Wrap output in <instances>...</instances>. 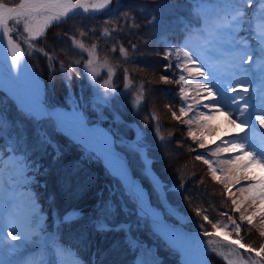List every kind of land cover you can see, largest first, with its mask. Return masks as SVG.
Listing matches in <instances>:
<instances>
[{"label":"trees","instance_id":"1","mask_svg":"<svg viewBox=\"0 0 264 264\" xmlns=\"http://www.w3.org/2000/svg\"><path fill=\"white\" fill-rule=\"evenodd\" d=\"M198 12L196 0H124L114 12L94 18L74 17L68 19L66 24L50 28L47 39L66 63L75 68L81 62V55L73 47L70 37L87 47L95 45L98 58L110 64L114 70L113 83L116 87L121 88L124 85L125 70L135 86L143 85V100L138 111H133L130 94L122 95L119 100L113 99L114 112L120 115L118 124L122 134L134 136L136 131L133 124L141 128L145 134L143 137L146 145L145 154L126 150L134 172L142 178L153 201H156L159 189L154 185L152 174L146 171L151 169L162 183L169 202L178 211L190 217L185 225L191 229H202L203 225V229H206L211 226V222L203 220L205 215L203 211L210 220L222 213L236 218L237 213L233 211V204L223 187L211 177L207 165L196 159L200 148L188 135L187 125L181 119L173 118V112L177 116L180 115L181 102L177 95L180 86L175 83L165 84L160 79L162 76L172 80L177 78L174 65L169 71L164 70V66L168 64V61L163 59L166 38H169L168 40L174 37L182 38L188 31L189 24L197 18ZM105 31L108 35H104ZM81 32H84L83 36ZM121 47L128 52L127 60L120 54ZM0 111L8 114L7 116L14 121L20 123V119L22 120L20 126L27 131L28 144L35 145V131L42 130L50 133L59 146L61 156L58 160L53 159L52 148H48L46 152L35 150V154L43 160L46 168L43 179L59 206L67 208L77 202L91 206L96 203L98 193L103 188L99 208L87 217L68 224L72 229L64 236L62 233L66 230V224L62 225L59 229L61 240L68 242L74 240L76 244L84 247L97 239L103 243L98 263L107 260L106 264H135L136 251L128 246V242L126 243L124 229L120 226L130 223L136 229L132 231L134 236L149 242L157 241L166 264H178L177 259H171L170 252L173 254L174 252L164 244L158 243L146 222L139 218L134 210L127 211L117 193H109L108 188L104 186L109 177L99 161L88 160L83 156V151L56 132L51 123L45 124L46 128L43 129V122L25 120L1 94ZM158 136L163 137V140L158 139ZM116 137L118 139L120 135L116 133ZM117 143L122 147L119 142ZM119 191L125 196L120 187ZM197 209L201 212L200 216L196 215ZM166 215L176 221L167 210ZM98 220H106L110 228L116 224L119 227L112 231L98 232L96 230ZM238 221L241 223L242 238L252 247L260 246L263 237L256 233L254 235V229L247 221ZM108 237L110 242H106Z\"/></svg>","mask_w":264,"mask_h":264},{"label":"snow or ice","instance_id":"2","mask_svg":"<svg viewBox=\"0 0 264 264\" xmlns=\"http://www.w3.org/2000/svg\"><path fill=\"white\" fill-rule=\"evenodd\" d=\"M112 3V0H18L17 3L9 4L0 0V44L7 40V47L5 49V56L10 57V64L12 69H19L24 64V54L22 53L19 44L14 43L10 33L12 32L11 25L22 26L23 33L27 34L25 43L29 48L33 47L31 41H35L38 38L46 37V31L54 24L59 25L62 22H66L69 18H74L83 14L87 16L91 13L102 12L107 9ZM257 7V15L252 17L249 21L248 13L246 9L252 8L253 5ZM209 7L203 0H199L197 3V9L202 10ZM215 19L218 21L217 27L210 35H205L199 28L195 30L187 31L186 42L179 46H169L163 54V59L168 61V64L164 66L165 71L172 69L173 64L170 57H174L176 60L175 68L178 70L177 78L172 80L167 76H162L160 79L163 83H175L179 85V91L177 95L181 102L179 108L180 116H187L189 112L193 111L194 105L189 103V89L188 85L195 87L196 95L200 96L203 92L207 93L208 97L214 101V103L202 104L201 109H209V113H205L203 110L198 109L194 116L189 117L184 123L191 125L197 123L200 130L207 128V125L201 123V121H207L214 118L221 109L229 117L235 116V119H229V124L233 126V130L240 129L241 132L244 128H248L251 131L245 135L237 133L233 138L224 140L215 149L206 153L208 156L218 155L221 151L239 153L224 159L222 161H210L205 159L204 155H197V160H203L208 165L212 172V178L218 179V168L213 167V163L225 164L229 166L228 170L219 168V172L225 177L223 181L225 189H229V184L239 183V173H244V179L256 180L252 173L253 168H258L261 173H264V134H260L257 138L258 124L260 128H264V47H261V55L256 58L250 53L248 44L246 41L239 39L236 33L243 28L246 23H251V30L259 37L261 44H264V0H223L221 4L211 6ZM199 14V13H198ZM94 18V17H93ZM81 36L84 32L80 33ZM104 35H108L107 31ZM201 37V45L199 48L192 46L191 41L194 37ZM72 44L74 47L79 48L81 53L87 52L88 61L84 64V68L91 79L95 82V77L99 74L93 67L95 61L96 46L93 45L91 49H86L84 44L75 38H72ZM135 48V46H133ZM43 51V50H41ZM115 51V49H113ZM181 53L183 59L181 60ZM47 55V53H43ZM121 56L127 60L128 52L123 47L120 48ZM51 59V57H49ZM227 61V67L235 69L225 73L230 79H222V74L218 72L217 65L219 61ZM257 63V70L259 72L260 87L256 96H252L249 93V84L251 80L248 79V72L251 69H244L241 67L244 63ZM78 63V62H77ZM63 67V65H61ZM114 70L108 69V80L101 86L104 90V96L101 98L104 103H110L108 99V93L116 94V89L112 85V77ZM202 78V79H201ZM131 87L127 70L124 75V89L125 92ZM239 87V91H238ZM143 100V85L140 86L139 93L135 97L133 102V111H138ZM215 109V112L212 110ZM24 119L29 118L36 119L40 113H28L24 114ZM173 118L179 120L180 117L173 112ZM55 119L57 125L61 128L68 126L78 127L85 131L92 132L93 135H100L96 130H87L84 128L83 117L78 113L73 112L71 116L66 114L56 113ZM155 119V116H153ZM237 121H239L237 123ZM5 117L0 115V130L3 129ZM55 130V129H54ZM158 135V126H157ZM188 135L195 141L197 139L192 128H189ZM36 143L34 147L38 151L46 152L48 148H52L54 151V160H58L61 156L59 146L55 143L50 133L42 130L35 131ZM161 141L163 137L158 136ZM200 148H204L203 142L199 144ZM15 151V149H13ZM24 159H31L25 157ZM16 156L9 158L8 164L12 172L17 174V179L13 180V184L17 182H24L29 179L25 175L30 170L31 165H28ZM0 164H3V160L0 159ZM235 172L233 175H229L230 172ZM3 168H0V176L3 175ZM12 179L10 175V180ZM3 188L0 187V191ZM258 190V191H257ZM238 191L242 194L245 200H251L255 205L257 199L264 202V177H261L258 182L248 184L246 187H241ZM136 194L142 205L143 209H146L145 214L151 213L153 216L156 214L152 212L151 205L145 202V193L136 188ZM248 194V195H245ZM14 195H9V204L7 207H0V233L6 231V238H10L11 241H29L32 237H39L42 229L39 228L40 214L36 212L35 205L32 206L30 214L25 215L24 218L17 223L16 217L12 214L9 215L7 221L4 220L2 212H7L14 205ZM234 205L233 211H240V204L236 199L232 200ZM106 214L108 209H105ZM196 215L200 216L199 209L196 211ZM221 215H224L223 213ZM76 218V213H69L63 218V222L70 223ZM240 219L247 220L248 224H252V217L241 213ZM205 222H209L207 215L203 216ZM229 220L234 225L233 231L236 233L237 239L231 242L228 246V254L220 251L217 247H211L213 244L220 245V241H207L211 251L217 252L222 256L227 264H264V244L260 245L258 249L252 248L250 245L245 246L241 243V225L237 224L229 216ZM123 227V226H121ZM212 227L217 228V223H213ZM203 229V225H201ZM12 229V230H7ZM96 230L98 232H106L115 230V227H109L106 220H98L96 223ZM204 236H211L212 233L202 231L200 233ZM259 235L264 237V217L261 219V228L259 229ZM238 248L245 249L248 253H255V256L259 259H254L251 256L246 260ZM70 255L65 249L57 248L56 259L54 260H39V261H25L21 264H80V261L74 256L70 261L64 259L65 256ZM189 264V262H187ZM201 264H210V261H203Z\"/></svg>","mask_w":264,"mask_h":264},{"label":"rangeland","instance_id":"3","mask_svg":"<svg viewBox=\"0 0 264 264\" xmlns=\"http://www.w3.org/2000/svg\"><path fill=\"white\" fill-rule=\"evenodd\" d=\"M120 0L117 1V3L115 5H113V8H115L118 4ZM203 2L206 5H209V7L202 9V13H203V26L205 27L207 24H210V18L215 19V13L212 9V5H216V4H221L223 2V0H203ZM254 7V6H253ZM252 7V8H253ZM251 8V9H252ZM215 23H217L218 25V21L216 20ZM200 30H202L200 27H197ZM243 29H246L247 31V39H250V41H252L251 39L254 40H259V37L256 36L253 31L251 30V25L246 23L243 28L241 30H239L236 33V36L239 39H244V37L246 35H244L243 33ZM17 30V29H16ZM213 28L210 30L212 31ZM203 33L205 34V31L202 30ZM214 31V30H213ZM17 34V38L19 41L22 42V44L24 45V48L28 54V57L31 59V61L33 62V65L35 66V68L41 73L43 74L51 88L56 91L59 92L60 95L62 96V99L65 103L68 104V106L70 107H78L80 106L83 110H85L89 104H97L100 101H102V97L104 96V90L101 87L106 80H108V67L105 66L104 63L100 62L97 55L95 54V61L93 64V67L96 69V71L98 73H100L101 70H106V78L98 81V75L95 77V82L93 83L91 81V79L89 78L87 72L86 73H81L80 75H76L74 74L69 67L66 66V63H64L59 56L52 50V48L48 45L45 44L44 42H41L39 45L36 43L37 40L35 41H31V43L33 44L32 48H29L28 45L25 43V39L27 38V34L25 36H21L19 34L18 31H16ZM15 34V35H16ZM206 35V34H205ZM256 38V39H255ZM39 39V38H38ZM245 41V40H244ZM186 42V40L184 41V43ZM201 37L200 36H196L192 39L191 44L193 47L195 48H199L201 45ZM248 44V43H247ZM255 47L256 48H261V43L256 42L255 41ZM249 45V44H248ZM264 45V44H263ZM255 47L254 45H252V48L254 49L255 52ZM88 49V48H86ZM43 50V51H41ZM250 53L253 54V56L255 57V55L260 56L261 53L255 54L253 52V50L251 49V46H248L247 49ZM43 53H47V55H44ZM255 54V55H254ZM86 55V59L84 61V64L88 61L89 57L87 52H85ZM258 56H256V58H258ZM49 57H51V59H49ZM181 58L183 59V54L181 53ZM248 63H244L241 65L242 68L244 69H250L247 68ZM61 65H63V67H61ZM252 65V66H251ZM217 67L218 72H220L222 74V79L227 80L230 79V77H228L227 75H224L227 72L230 71H235V69H230L227 67V61L221 60L218 62L217 65H214ZM251 66V71L248 72V79L251 80V83L248 85L249 86V93L252 96H256L258 91H259V84H254L253 82H257L260 83L259 81H253L255 79H259V72L257 70V63L254 60L252 63H250L249 67ZM84 68V65H83ZM202 79V78H201ZM74 84L77 85V92L74 89ZM189 89V98H190V102L194 105L193 107V111L188 114L187 116L184 117V120L187 121L189 119V117H192L195 115L196 111L198 109L203 110L205 113H209V109L204 108L201 109V105L202 104H209V103H214V101L211 99V97H208L207 99H204V97L207 96L206 92H203L202 95L197 96L196 95V89L193 85H188L186 86ZM239 87H238V91H239ZM109 95V93H108ZM99 110V115L102 114L101 108L98 107ZM213 112H215V109L212 110ZM236 117H229L225 114V112L223 111V109H221L217 114L214 115V118L209 119L207 121H201V123H204L207 125V128L204 130H200L199 126L197 123H192L189 128H192V130L194 131L196 137L198 140H200V142H203L204 145H207L211 142H213L214 140H220L217 142V144L214 146V148H212L211 150L215 149L218 145L221 144L222 140H228L233 138L237 133H239L240 135H245L247 133H249L251 130L248 128H244V131L241 132L240 129H235V130H229V132L227 134H220L221 131H223L224 129L228 130V126H225V123L227 121H229V119H235ZM239 121H237L238 123ZM256 128H260V126L257 124ZM189 129H187L188 131ZM263 132H264V128H262ZM245 133V134H244ZM263 134L262 132H260V130H257L256 136L257 138H259V135ZM129 145H133V146H137L138 142L134 141V140H129L128 142ZM13 149H15V151H13ZM210 150V151H211ZM239 153H232V152H223L221 151L218 155L215 156H211L213 159H209L210 161H222L224 159H227L230 156L233 155H238ZM12 156H16L19 157L21 159H24L25 157H27L25 155V153L21 152V151H17L15 146H13L12 143H7V146L4 150V154L0 153V159L3 160V164H0V168H2L3 166H5V172H6V177H5V183L10 184V189L9 192L10 194L14 195V203H21L24 202V204H32L35 205V210L36 212H38L40 214V221H39V228H42L43 225V221H44V215L42 213V210L39 207V204L37 205L35 203V193L33 190V184L36 182V178L34 176V171L35 168L32 167L31 162L29 159H24V162L28 165H31V168L29 171H27L25 173V175L27 177H29L28 180L24 181V182H17L15 184H13V180L17 179V174L12 172L8 161L9 158ZM213 167L218 168L217 170V177L218 179H216L215 181L218 182V184H220L224 191L225 194L230 197V201L232 203L233 199H236L238 201V203L240 204V211L237 212V217L240 218L241 213H244L245 215L251 216L252 217V228L254 229V235L255 233L259 235V229L261 228V219L262 217H264V202L260 201L259 199H257L255 205L252 204L251 200H245L244 197L242 196V194L236 189L237 186H234L237 183H231L229 184V189H225L224 187V183L223 181L225 180V177L222 176L219 172V168H223L225 170L229 169L228 165L225 164H219L217 165L216 163H213ZM235 174L234 170L233 172H230L229 175H233ZM10 175L12 177V179L10 180ZM250 175H254L256 177V180L253 179H244V173L240 172L239 176H240V182H239V186L237 187L238 189L241 187H246L248 184H252V183H256L258 182V180L261 177H264V173H261L260 170L258 168H253L252 173H250ZM258 191V190H257ZM15 193L18 194V196L15 195ZM0 195H1V191H0ZM248 195V194H245ZM19 196H23L24 199H21ZM1 198V196H0ZM8 200H6L5 202H0V207H6L9 204V195H8ZM37 202V201H36ZM14 207V206H12ZM234 208V205H233ZM75 210H77V208H74ZM19 214H21V211H18ZM11 214V212H10ZM9 213L6 212H2L3 218L5 220V217L8 215H10ZM23 216V215H21ZM247 221V220H244ZM234 229V225L232 224V222L229 220L228 217H222L220 218V220L217 222V228H215V230L212 233L211 236H209L210 239H212L213 241H220L221 244L220 245H216L213 244L211 247H217L220 251L224 252L225 254H228V246L231 245V242L235 239H237L236 233L233 231ZM9 230V229H8ZM252 237H254L253 235H251ZM255 239V238H254ZM244 240V239H243ZM245 241V240H244ZM37 240V238L32 237L31 241H29L28 243L30 245H28L27 247L29 248L27 251H24L22 248H15V249H11L9 250H0V264H3L1 261H6L8 262V264H21V262H25V261H39L41 259L43 260H54L56 259V250L50 252L49 254H45L43 248H40L42 245H40V243H42L43 241H41L40 243ZM246 242V241H245ZM21 241H16V244H20ZM246 244H248L246 242ZM264 244V237H263V242L261 243V245ZM237 247L238 246H234ZM58 248L61 249H65L67 250L68 253H70V255H67L64 257V259L66 261H70L73 256L78 259L80 261V264H84L79 257L77 256V254L75 253V251L73 249H67V248H63L61 246H59ZM255 248H259V246H256ZM238 251L241 253L242 256L245 257V259H248L249 256H251L254 259H259L258 257L255 256V253H248L245 251V249L242 248H238ZM27 252V253H25ZM211 254L217 255L219 257H221L223 259L222 256L218 255L217 252L211 251ZM25 253V254H24ZM138 264H160L159 262V258L156 255L155 252H153L152 250L146 248V247H142L140 249V253L138 255Z\"/></svg>","mask_w":264,"mask_h":264},{"label":"bare ground","instance_id":"4","mask_svg":"<svg viewBox=\"0 0 264 264\" xmlns=\"http://www.w3.org/2000/svg\"><path fill=\"white\" fill-rule=\"evenodd\" d=\"M111 5V4H110ZM109 5V6H110ZM99 13V12H98ZM91 14H97V13H91ZM10 27H12V32L10 35H13L14 29L13 26L10 24ZM7 47V40L5 39L2 44H0V88L7 89L10 91V93H15L18 102L20 105H25L27 111L29 113H40L43 108V103H42V97L40 94V87L38 86V81L39 79L36 78V76H29V72H27L24 64L21 65L19 69H12L11 64H10V57L5 56V49ZM34 70H36L34 68ZM37 75L39 73L36 71ZM28 76L30 77L28 79ZM42 78V77H41ZM68 109V108H65ZM70 110L74 111L75 113H78L80 116L83 117V123H84V128L87 130H96L100 135H94L96 136L98 141H101L105 145H111V139L110 135L107 131L106 128H102L99 126H89V122L85 116L84 118V113L81 112L79 109L76 108H70ZM67 114L72 115L73 112L69 113L66 112ZM86 120V122H85ZM85 124H89L86 126ZM225 126H228V130L224 129L223 131L220 132V134H227L229 130L231 129L233 131V126L229 124V121L225 123ZM66 129V127H65ZM66 132L71 136L73 135L71 131L66 129ZM92 133V132H91ZM73 137V136H72ZM102 156L101 160H103L108 167L114 171V173L118 174L123 181L125 187L129 190L130 193L134 194L136 199L139 201L137 194H136V188H140L145 194V190L143 189L141 183L132 177L131 175L128 174L126 171V166L123 158L119 157L118 154L107 150L102 153H100ZM4 169V168H3ZM107 169V168H106ZM108 171V169H107ZM6 176V172L3 171V175L0 176V187L3 188L1 191V197L7 196L9 194V187L7 184L4 182V178ZM3 185H5L3 187ZM145 202L149 203L147 195H145ZM24 202L22 204H14V207H11L9 211L6 213L11 212L12 215L16 217L17 223L20 222V215H28L32 211L31 205H25L23 206ZM140 204V201H139ZM150 204V203H149ZM8 206V205H7ZM6 206V207H7ZM142 207V205L140 204ZM152 212H154L157 215L156 210L151 207ZM143 212H146V209H143ZM16 211H21L22 213L18 215ZM75 211L71 210L70 213H73ZM149 217H153L151 213L147 214ZM9 216L7 215L5 217V221H7ZM154 228L157 231L163 232L165 237L170 240V242L175 246V247H180L182 246V258L183 262L189 264H201L203 261H209L206 258V255L208 254L209 251V245L207 244V241H203L198 239H192L184 230L178 229L177 233H171L170 229L162 228L159 226H154ZM7 233L6 231L0 233V249L8 250L11 249V247H16L15 244L11 243L10 238H6ZM3 240H7L5 244L3 243ZM9 243V244H8ZM24 243H26L24 241ZM211 264V263H210Z\"/></svg>","mask_w":264,"mask_h":264},{"label":"water","instance_id":"5","mask_svg":"<svg viewBox=\"0 0 264 264\" xmlns=\"http://www.w3.org/2000/svg\"><path fill=\"white\" fill-rule=\"evenodd\" d=\"M83 136H84V135H83ZM83 138H84V137H83ZM149 221H150V222H152V223H153V222H157V221H152V220H149ZM162 222H164V223H165V221H164V220H163Z\"/></svg>","mask_w":264,"mask_h":264}]
</instances>
